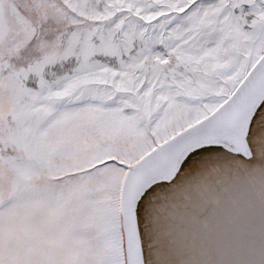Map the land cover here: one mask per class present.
<instances>
[{
  "label": "snow or ice",
  "instance_id": "snow-or-ice-1",
  "mask_svg": "<svg viewBox=\"0 0 264 264\" xmlns=\"http://www.w3.org/2000/svg\"><path fill=\"white\" fill-rule=\"evenodd\" d=\"M48 13L76 64L39 90L0 70V166L72 194L44 223L95 252L59 264H264V0Z\"/></svg>",
  "mask_w": 264,
  "mask_h": 264
},
{
  "label": "rangeland",
  "instance_id": "rangeland-1",
  "mask_svg": "<svg viewBox=\"0 0 264 264\" xmlns=\"http://www.w3.org/2000/svg\"><path fill=\"white\" fill-rule=\"evenodd\" d=\"M60 2L0 0V70L6 65L19 72L29 89L54 85L76 64L75 56L68 51L65 26L48 13L50 5ZM0 99L6 103L7 93H0ZM18 175V170L0 166V214L7 213L2 221L7 246L0 244V255L18 264H59L92 258L95 249L85 242L89 236L86 230L79 235L65 234L44 223L55 202L71 199L72 194L54 190L47 177L32 181L38 190H21Z\"/></svg>",
  "mask_w": 264,
  "mask_h": 264
}]
</instances>
